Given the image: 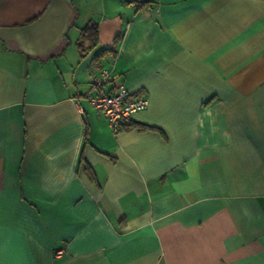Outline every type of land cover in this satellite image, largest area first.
<instances>
[{"label":"crops","instance_id":"0c3cea01","mask_svg":"<svg viewBox=\"0 0 264 264\" xmlns=\"http://www.w3.org/2000/svg\"><path fill=\"white\" fill-rule=\"evenodd\" d=\"M0 264H264V0H0Z\"/></svg>","mask_w":264,"mask_h":264},{"label":"built area","instance_id":"2783aa9c","mask_svg":"<svg viewBox=\"0 0 264 264\" xmlns=\"http://www.w3.org/2000/svg\"><path fill=\"white\" fill-rule=\"evenodd\" d=\"M135 5H142L151 0H130ZM113 80V76L107 70H102L99 75H93L91 83L97 88H101L105 83ZM90 104L104 115L109 126L116 130L122 121H130L133 116L146 109L148 99L144 96L136 97L132 95L125 85L117 82L111 92L100 91L98 94L89 97Z\"/></svg>","mask_w":264,"mask_h":264},{"label":"trees","instance_id":"16d2710c","mask_svg":"<svg viewBox=\"0 0 264 264\" xmlns=\"http://www.w3.org/2000/svg\"><path fill=\"white\" fill-rule=\"evenodd\" d=\"M84 36H92V40L95 42L96 40V35H97V31H96V27L94 25L90 26V27H86L84 29V33H83Z\"/></svg>","mask_w":264,"mask_h":264}]
</instances>
